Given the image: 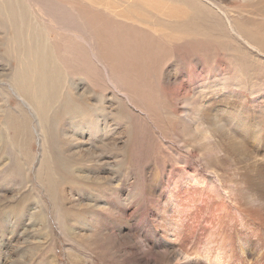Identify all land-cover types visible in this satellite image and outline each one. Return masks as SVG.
I'll return each instance as SVG.
<instances>
[{
    "label": "bare ground",
    "instance_id": "1",
    "mask_svg": "<svg viewBox=\"0 0 264 264\" xmlns=\"http://www.w3.org/2000/svg\"><path fill=\"white\" fill-rule=\"evenodd\" d=\"M232 2L225 9L210 0H0V60L9 65L2 82L22 102L2 118L0 142L8 150L24 145L33 118L42 147L40 178L50 191L61 117L105 135L110 115L135 124L144 112L162 133L196 144L203 158L218 159L220 151L224 172L232 171L213 179L217 194L209 195L210 186L196 192L211 198L205 201L213 211L212 226L201 236L169 219L173 227L151 229L144 245L156 241L175 250L174 264H264V101L244 105L238 91L260 79L264 84V0ZM188 57L212 60L224 76L179 115L160 76L169 60ZM85 95L109 105L90 106ZM181 119L197 126L191 131Z\"/></svg>",
    "mask_w": 264,
    "mask_h": 264
},
{
    "label": "rangeland",
    "instance_id": "2",
    "mask_svg": "<svg viewBox=\"0 0 264 264\" xmlns=\"http://www.w3.org/2000/svg\"><path fill=\"white\" fill-rule=\"evenodd\" d=\"M210 2L225 9L233 4L232 0ZM215 65L192 57L166 63L160 86L176 99L172 107L176 114H185L184 108L196 99L202 102L212 84L222 81L224 74ZM7 70L8 63L0 60L4 76L0 75V138L5 136L2 118L22 103L2 82ZM260 82L256 89H238L242 104L264 101ZM97 97L85 95V103L109 105L108 99L101 104ZM139 113L143 120L134 119L135 124L110 115L105 135L79 129L75 120L61 117L58 160L52 165L56 184L51 183L50 191L40 178L42 147L33 118L27 119L21 139L27 161L20 146L21 151L8 150L0 142V264H174L175 250L156 241L144 245L149 231L173 227L169 219L195 228L197 236L212 226L207 219L213 211L205 201L211 198L203 201L196 192L210 186L209 195L217 194L220 188L213 179L232 173L224 172L222 153L216 152L218 159L203 158L188 138L167 129L162 133L144 112ZM180 121L191 131L197 126ZM214 146L218 149V144ZM195 194L198 203L191 202Z\"/></svg>",
    "mask_w": 264,
    "mask_h": 264
}]
</instances>
